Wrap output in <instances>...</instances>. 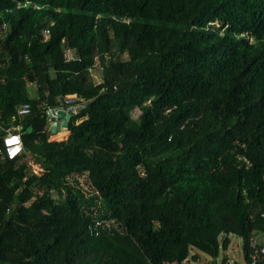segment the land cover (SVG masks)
Instances as JSON below:
<instances>
[{"label":"trees","instance_id":"16d2710c","mask_svg":"<svg viewBox=\"0 0 264 264\" xmlns=\"http://www.w3.org/2000/svg\"><path fill=\"white\" fill-rule=\"evenodd\" d=\"M67 95L87 106L50 141L46 110ZM22 122L24 153L0 156V264H185L231 236L249 262L264 233V0H0L1 134Z\"/></svg>","mask_w":264,"mask_h":264},{"label":"rangeland","instance_id":"374dc122","mask_svg":"<svg viewBox=\"0 0 264 264\" xmlns=\"http://www.w3.org/2000/svg\"><path fill=\"white\" fill-rule=\"evenodd\" d=\"M46 36H48V35L45 34V37ZM65 57H67L68 60H71L74 58V54L72 51L66 50L65 51ZM102 73H103V69L100 65V62L98 61L95 68L91 71L90 81L93 84L101 83L102 82ZM28 92H29V95L31 97L35 96V89H34L33 85H28ZM139 115H140V111L138 109H134V111L132 112V119H137V117H139ZM49 140L50 141H57L54 137H50ZM29 165L35 174H37V175L42 174V172H43L42 169L39 168L37 165H35L34 161L30 158H29ZM77 182L79 183L81 188H84L85 191L92 194L94 197H97L96 194H94L90 191V188L88 187V179L86 176H81V177L79 176L77 179H73L71 181V183L73 185H76ZM99 204H102V202L99 201ZM262 238H263L262 236H258L257 241L260 242L262 240ZM231 239H232V244L229 247V249L227 251H224L221 248L220 255L217 259H213L212 257L199 252L201 255L200 260L195 261V260H192V258H191L190 264H222L225 259H227L229 261V263H232V264H250L249 262H247L245 260V257H244V253H243L244 248H243L242 239H240L237 236H231Z\"/></svg>","mask_w":264,"mask_h":264},{"label":"built area","instance_id":"2783aa9c","mask_svg":"<svg viewBox=\"0 0 264 264\" xmlns=\"http://www.w3.org/2000/svg\"><path fill=\"white\" fill-rule=\"evenodd\" d=\"M6 30V25H3V31ZM64 104L59 108H48L46 110L47 117L49 118H58L56 114L52 113V109L56 111L58 109H63L66 112H69L72 115L77 114L81 109L86 108L87 103L83 100L77 99L75 95H67L64 100ZM19 114L28 115L31 113V105L29 103L22 104L18 109ZM3 147L0 148V156H6L8 159L13 160L21 156L24 153V145L22 137L19 133L7 134L2 139ZM264 218V213L262 215ZM248 260L250 264H257L260 261L264 260V240L260 243L252 239L250 246V251L248 253ZM169 264H179L176 261H173ZM186 264V263H185ZM222 264H232V263H222Z\"/></svg>","mask_w":264,"mask_h":264},{"label":"crops","instance_id":"0c3cea01","mask_svg":"<svg viewBox=\"0 0 264 264\" xmlns=\"http://www.w3.org/2000/svg\"><path fill=\"white\" fill-rule=\"evenodd\" d=\"M24 104V103H23ZM22 105V104H21ZM20 105V106H21ZM19 106V107H20ZM19 107H18V109H19ZM18 109H17V115L19 116V119H24L25 118V116H27V115H25V114H19L18 113ZM29 115V114H28ZM59 118H47V122H48V127H47V134H48V137L50 138V137H55V136H57V135H59V134H61V132L62 131H59L57 134H52L51 133V127H52V125L54 124V123H56V122H59V120H58ZM49 120H50V122H49ZM23 123V124H22ZM18 127H14L13 129H9V130H6V131H4L3 132V134H1V132H0V139H3V137H5L7 134H11V133H19L20 135H22V134H25V122H22ZM60 123H62V122H60ZM28 128H32V127H30V126H28L27 127V129ZM32 131H33V128H32ZM31 131V132H32ZM66 132H67V136L64 138V139H66L67 137H68V135H69V132L67 131V130H65ZM26 132H27V130H26ZM30 132V133H31ZM33 161H34V159H32ZM34 163H35V161H34ZM35 165H37L39 168H41L40 167V165L39 164H37V163H35ZM42 169V168H41ZM258 236H262L263 238H262V240L260 241V243L264 240V233H259V234H257L256 235V237H255V240L257 241V239H258ZM258 242V241H257ZM231 244H232V239H231ZM231 246V245H230ZM196 251V250H195ZM193 252L192 253V255H191V257L190 258H192V256L193 255H195V254H197V253H199V252ZM201 256V255H200ZM200 260V259H199ZM226 262H229L227 259H226V261H224L223 263H226ZM191 263V260H188V262L186 263V264H190Z\"/></svg>","mask_w":264,"mask_h":264},{"label":"water","instance_id":"95a60500","mask_svg":"<svg viewBox=\"0 0 264 264\" xmlns=\"http://www.w3.org/2000/svg\"><path fill=\"white\" fill-rule=\"evenodd\" d=\"M52 113L56 114L58 116L59 122H56L51 127V133L57 134L59 131H65L68 128L71 114L69 112H66L63 109H58L57 111L55 109H52ZM50 122V120H49ZM62 122V123H60ZM32 131V128H28L26 133H30Z\"/></svg>","mask_w":264,"mask_h":264}]
</instances>
